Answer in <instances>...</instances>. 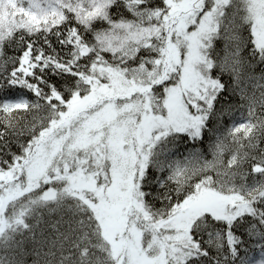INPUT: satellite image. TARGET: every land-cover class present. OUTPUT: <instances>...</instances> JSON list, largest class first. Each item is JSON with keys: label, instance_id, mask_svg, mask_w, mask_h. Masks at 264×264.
<instances>
[{"label": "snow or ice", "instance_id": "6c2138e0", "mask_svg": "<svg viewBox=\"0 0 264 264\" xmlns=\"http://www.w3.org/2000/svg\"><path fill=\"white\" fill-rule=\"evenodd\" d=\"M0 264H264V0H0Z\"/></svg>", "mask_w": 264, "mask_h": 264}]
</instances>
